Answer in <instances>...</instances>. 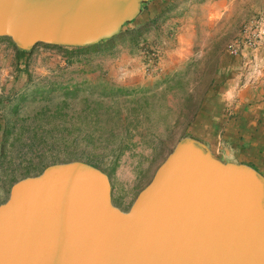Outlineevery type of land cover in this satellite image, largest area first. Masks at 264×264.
I'll list each match as a JSON object with an SVG mask.
<instances>
[{
    "label": "rangeland",
    "instance_id": "374dc122",
    "mask_svg": "<svg viewBox=\"0 0 264 264\" xmlns=\"http://www.w3.org/2000/svg\"><path fill=\"white\" fill-rule=\"evenodd\" d=\"M183 41L182 58L159 74L163 49ZM262 49L264 0H146L114 35L84 46L20 50L0 36V202L16 179L78 159L106 173L112 200L126 207L191 136L217 73L239 61L257 76ZM124 55L133 72L118 64Z\"/></svg>",
    "mask_w": 264,
    "mask_h": 264
},
{
    "label": "water",
    "instance_id": "95a60500",
    "mask_svg": "<svg viewBox=\"0 0 264 264\" xmlns=\"http://www.w3.org/2000/svg\"><path fill=\"white\" fill-rule=\"evenodd\" d=\"M145 1L0 0V36L84 46ZM0 264H264V175L183 135L122 210L95 165L49 163L0 202Z\"/></svg>",
    "mask_w": 264,
    "mask_h": 264
},
{
    "label": "crops",
    "instance_id": "0c3cea01",
    "mask_svg": "<svg viewBox=\"0 0 264 264\" xmlns=\"http://www.w3.org/2000/svg\"><path fill=\"white\" fill-rule=\"evenodd\" d=\"M154 2L159 4L163 0ZM182 24L178 26L179 29L187 30L190 36L192 27H180ZM190 37L184 41H190ZM184 41V46L179 42L173 48L163 49L157 63L159 74L174 67L182 58L177 51L191 44ZM261 51L263 55L257 59V76L253 75L255 67L239 66V61L237 65H227L229 70L225 67L222 73H217L215 80L202 92L204 96L195 113L198 121L190 135L205 143L219 159L248 164L264 175V49ZM122 57L118 64H131L128 70L133 72L134 58L127 55ZM129 204L124 208L118 206L125 210Z\"/></svg>",
    "mask_w": 264,
    "mask_h": 264
},
{
    "label": "flooded vegetation",
    "instance_id": "af4514ba",
    "mask_svg": "<svg viewBox=\"0 0 264 264\" xmlns=\"http://www.w3.org/2000/svg\"><path fill=\"white\" fill-rule=\"evenodd\" d=\"M111 201H112L113 204H115L114 201L112 200V195H111ZM115 205H116V204H115ZM116 206H118V205H116ZM118 207H119V206H118ZM119 208H120V207H119ZM120 209H121V208H120Z\"/></svg>",
    "mask_w": 264,
    "mask_h": 264
},
{
    "label": "trees",
    "instance_id": "16d2710c",
    "mask_svg": "<svg viewBox=\"0 0 264 264\" xmlns=\"http://www.w3.org/2000/svg\"><path fill=\"white\" fill-rule=\"evenodd\" d=\"M56 45H58V44H56ZM20 49V48H19ZM20 50H25V49H20Z\"/></svg>",
    "mask_w": 264,
    "mask_h": 264
}]
</instances>
